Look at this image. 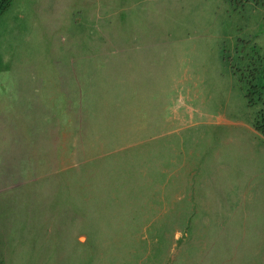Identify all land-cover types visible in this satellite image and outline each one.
Returning a JSON list of instances; mask_svg holds the SVG:
<instances>
[{
  "label": "rangeland",
  "instance_id": "rangeland-1",
  "mask_svg": "<svg viewBox=\"0 0 264 264\" xmlns=\"http://www.w3.org/2000/svg\"><path fill=\"white\" fill-rule=\"evenodd\" d=\"M256 58L264 0H13L0 17V264H261L262 141L220 122L252 124L261 106L247 108L239 71ZM180 141L235 193L224 223L194 221L183 177L176 192L174 154L157 149Z\"/></svg>",
  "mask_w": 264,
  "mask_h": 264
},
{
  "label": "crops",
  "instance_id": "crops-1",
  "mask_svg": "<svg viewBox=\"0 0 264 264\" xmlns=\"http://www.w3.org/2000/svg\"><path fill=\"white\" fill-rule=\"evenodd\" d=\"M160 109V114H161ZM220 122H223L228 125H235L236 127H239L242 132H247L251 138L256 137V140L261 139L262 143H260L259 146V153L258 154H264V139L259 136L254 129L252 128V124H247L246 122L242 121H232L230 119H227L225 117L220 118ZM166 123H168V118L165 119V121H162L159 117L158 120V127L161 128V126H167ZM185 122H183L179 117H176V119L172 120L170 123V127H172L169 131H166L164 133L159 134L158 137L161 142L164 139L170 138L169 135L177 134L179 132L180 126L183 125ZM161 145L158 146L157 153L161 152V154H168V151L172 152L174 154V175H175V184H176V192L179 191V188L181 187L180 181L182 182L183 177V183L185 184V196L186 200L189 201V205L191 206L192 210L195 208H200L201 213L204 214H192L191 216L197 217V220L194 221H200L202 222L203 219L206 217V221L211 217V213L218 214L220 222H225L223 219L224 217V211L222 208L231 207V202L234 201V203L237 201L235 197V193H230L229 191H225L220 185L215 186V181H219V178L217 175L214 174V172L211 169V164L206 161L205 156L206 154H196L195 149H192L191 144H185L183 141H180L179 145H170L169 147L166 146L165 143H161ZM183 142V144L181 143ZM167 147V149H166ZM195 153V154H194ZM189 185V186H188ZM188 186V187H187ZM188 188V189H187ZM184 189V188H183ZM264 189V186H263ZM235 192V191H234ZM248 192H244L240 198L242 200V207L246 206L248 204ZM181 199H184V198ZM220 198V203L218 205H211L209 204V198ZM176 198L180 200V197ZM239 201V200H238ZM237 204V203H236ZM260 205L264 206V201L260 202ZM216 206V207H215ZM214 207V210L211 211V209ZM219 207L220 211L216 208ZM208 216V219H207ZM199 217H203L201 220H198ZM212 219V217L210 218ZM209 222V220L207 221ZM264 228V225H263ZM260 233V232H259ZM262 234V233H260ZM263 237H264V231H263ZM262 238V237H261ZM261 262V259H260ZM261 264H264V256L262 257Z\"/></svg>",
  "mask_w": 264,
  "mask_h": 264
},
{
  "label": "trees",
  "instance_id": "trees-1",
  "mask_svg": "<svg viewBox=\"0 0 264 264\" xmlns=\"http://www.w3.org/2000/svg\"><path fill=\"white\" fill-rule=\"evenodd\" d=\"M12 2L13 0H0V17L8 11ZM261 61L262 58L252 59L243 71H239V82L244 86L247 108L255 109L261 106L252 120V128L264 139V62Z\"/></svg>",
  "mask_w": 264,
  "mask_h": 264
},
{
  "label": "bare ground",
  "instance_id": "bare-ground-1",
  "mask_svg": "<svg viewBox=\"0 0 264 264\" xmlns=\"http://www.w3.org/2000/svg\"><path fill=\"white\" fill-rule=\"evenodd\" d=\"M54 85H55V84H54ZM244 138H245V137H244ZM244 138H243V139H244Z\"/></svg>",
  "mask_w": 264,
  "mask_h": 264
}]
</instances>
